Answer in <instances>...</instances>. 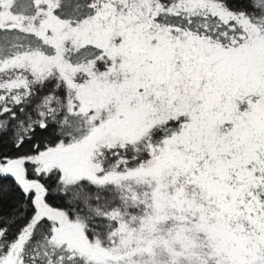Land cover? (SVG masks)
Listing matches in <instances>:
<instances>
[{"label":"snow or ice","instance_id":"1","mask_svg":"<svg viewBox=\"0 0 264 264\" xmlns=\"http://www.w3.org/2000/svg\"><path fill=\"white\" fill-rule=\"evenodd\" d=\"M0 264H264V0H0Z\"/></svg>","mask_w":264,"mask_h":264},{"label":"trees","instance_id":"2","mask_svg":"<svg viewBox=\"0 0 264 264\" xmlns=\"http://www.w3.org/2000/svg\"><path fill=\"white\" fill-rule=\"evenodd\" d=\"M58 203V202H57Z\"/></svg>","mask_w":264,"mask_h":264}]
</instances>
